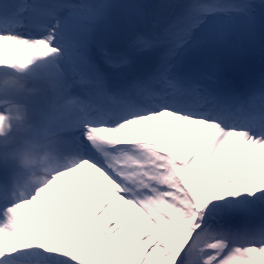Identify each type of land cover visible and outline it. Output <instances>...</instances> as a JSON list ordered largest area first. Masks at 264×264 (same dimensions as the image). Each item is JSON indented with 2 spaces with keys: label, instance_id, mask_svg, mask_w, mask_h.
Masks as SVG:
<instances>
[{
  "label": "snow or ice",
  "instance_id": "obj_1",
  "mask_svg": "<svg viewBox=\"0 0 264 264\" xmlns=\"http://www.w3.org/2000/svg\"><path fill=\"white\" fill-rule=\"evenodd\" d=\"M254 20L0 0V264H264V78L216 58Z\"/></svg>",
  "mask_w": 264,
  "mask_h": 264
},
{
  "label": "rangeland",
  "instance_id": "obj_2",
  "mask_svg": "<svg viewBox=\"0 0 264 264\" xmlns=\"http://www.w3.org/2000/svg\"><path fill=\"white\" fill-rule=\"evenodd\" d=\"M139 2L159 4L168 0H139ZM252 3L255 5L254 22L251 25H242L216 54L224 74L234 69H243L250 59L264 58V45L261 44L264 42V1H252Z\"/></svg>",
  "mask_w": 264,
  "mask_h": 264
},
{
  "label": "trees",
  "instance_id": "obj_3",
  "mask_svg": "<svg viewBox=\"0 0 264 264\" xmlns=\"http://www.w3.org/2000/svg\"><path fill=\"white\" fill-rule=\"evenodd\" d=\"M252 1H263V0H252ZM262 44V43H261ZM257 64V63H256ZM243 74V78H247L250 76V72L247 73V70L245 69V71L242 72Z\"/></svg>",
  "mask_w": 264,
  "mask_h": 264
}]
</instances>
